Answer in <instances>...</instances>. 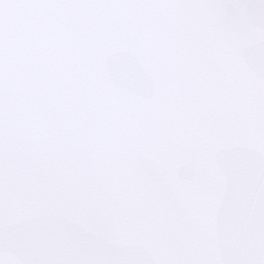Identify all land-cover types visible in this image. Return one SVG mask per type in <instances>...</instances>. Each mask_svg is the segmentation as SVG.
<instances>
[{
  "label": "snow or ice",
  "instance_id": "1",
  "mask_svg": "<svg viewBox=\"0 0 264 264\" xmlns=\"http://www.w3.org/2000/svg\"><path fill=\"white\" fill-rule=\"evenodd\" d=\"M0 264H264V0H0Z\"/></svg>",
  "mask_w": 264,
  "mask_h": 264
}]
</instances>
